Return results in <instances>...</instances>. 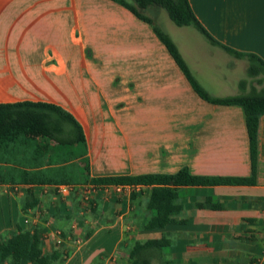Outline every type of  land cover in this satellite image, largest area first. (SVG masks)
Here are the masks:
<instances>
[{"label": "crops", "instance_id": "0c3cea01", "mask_svg": "<svg viewBox=\"0 0 264 264\" xmlns=\"http://www.w3.org/2000/svg\"><path fill=\"white\" fill-rule=\"evenodd\" d=\"M189 3L219 45L191 27L163 33L196 83L213 98L256 89L247 59L223 47L264 63V0ZM150 9L144 15L153 21ZM154 27L114 0H0V104L57 106L80 125L86 146L66 162L65 150L50 144L41 159L45 141L30 136L20 161L0 163V173L24 170L45 181L0 184V241L19 228L37 231L43 255L57 256L53 264H130L136 244L164 236L163 249L141 256L150 264H264V115L253 164L243 107L203 100ZM51 154L60 162L48 163ZM184 169L247 183L181 187L182 212L164 230L146 231L151 187L120 192L92 182ZM64 183L74 187L66 198L55 194ZM28 191L43 208L24 216L19 200Z\"/></svg>", "mask_w": 264, "mask_h": 264}, {"label": "trees", "instance_id": "16d2710c", "mask_svg": "<svg viewBox=\"0 0 264 264\" xmlns=\"http://www.w3.org/2000/svg\"><path fill=\"white\" fill-rule=\"evenodd\" d=\"M120 3L133 13L138 19L149 24L153 21L144 15V12L152 7L164 9L169 19L177 27H191L203 34L212 44L219 45L203 28L194 14L189 0H114ZM155 32L165 44L170 55L176 64L187 77L196 93L203 99L218 105H239L242 106L246 115V125L250 140V150L253 164L256 161L257 132L259 118L264 115V87L260 90L253 89L248 94L226 98H213L209 96L191 76L183 58L171 39L164 35L158 28ZM223 47V46H221ZM229 54L238 59H247L249 63L248 77L256 79L258 83H264V63L251 54H241L237 51L223 47ZM241 88L246 85L242 82ZM30 136H38L41 142L42 152L39 150V158H43L42 153L50 144L67 151L68 147L84 144L85 137L80 125L73 117L61 108L46 104L22 102L15 104H0V163H8L14 149L20 146L31 144L34 140ZM54 151V149H52ZM38 152V151H37ZM41 152V153H40ZM41 159L35 158L33 168H40ZM39 160V162H37ZM60 162L57 157L52 156L48 163ZM37 173L20 171L18 174L0 173V184L8 182L12 186L16 185H44L45 181L39 180ZM95 185H116L132 187H151L147 209L151 213V218L144 228L146 231H162L166 228L170 218L178 216L182 210V205L177 203L178 190L186 186H214L224 184H244V179H222L203 178L189 174L188 170H181L174 175H142L136 177H113L95 179ZM14 184V185H13ZM59 185V184H58ZM61 185H70L64 183ZM135 197V194L133 195ZM39 201L33 192H26L21 205L22 215L27 216L29 210H34ZM61 239L63 237L61 236ZM166 238L162 236L160 240H151L145 244H136L131 252L130 264H150L144 256L145 252L155 250L160 251L166 246ZM159 256H161L159 254ZM57 260L56 255L44 256L41 249V242L37 231L31 233L18 229L10 238L0 241V264H21L27 261L32 264H53Z\"/></svg>", "mask_w": 264, "mask_h": 264}, {"label": "rangeland", "instance_id": "374dc122", "mask_svg": "<svg viewBox=\"0 0 264 264\" xmlns=\"http://www.w3.org/2000/svg\"><path fill=\"white\" fill-rule=\"evenodd\" d=\"M157 12V13H155ZM159 14V15H158ZM147 15H151L152 16V19L153 21L155 22V24L158 26V28L162 31V32H166V31H169V30H176V31H180V30H191V28H185V27H182V28H179L177 27L168 17L167 15V12L164 10V9H161V8H158V7H152V9H150L149 11H147ZM166 22H168L167 26L166 25ZM174 35V34H173ZM242 76H243V79L249 81L248 77H247V73L243 70L242 72ZM263 80H264V77H263ZM256 89L260 90L264 87V83H256ZM78 147V149H77ZM15 152H12L11 154V158L13 159L14 157V161H20L21 158L23 156H25L26 153H20L24 150V146H20L18 144V147H16V149H14ZM81 151H86V146L84 144H79V145H75L74 147H68L67 148V151L64 155V159L66 162H70L72 160H75L76 157H80V153ZM73 167L72 168H77L79 166H81V171L84 173V168H83V165L82 164H75V165H72ZM85 166V165H84ZM81 180V179H78V181ZM56 194V193H55ZM57 195V194H56ZM21 201H24V198H21V200H19V202ZM39 203L38 205L36 206V210H42L43 206L41 205V201L38 199ZM25 219L24 218V224H26V226L29 225V223H26L25 222ZM155 264H158V263H155Z\"/></svg>", "mask_w": 264, "mask_h": 264}, {"label": "built area", "instance_id": "2783aa9c", "mask_svg": "<svg viewBox=\"0 0 264 264\" xmlns=\"http://www.w3.org/2000/svg\"><path fill=\"white\" fill-rule=\"evenodd\" d=\"M115 188L117 190H119L120 192H123V191H129V190H132L133 187L132 186H128V185H124V186H115ZM94 188L93 187H88L86 189L85 192L88 191V193H90L91 191H93ZM74 191V187L71 186V185H58L57 188H56V194L62 198H66L68 196H70V194H72ZM25 222L26 223H29V220L28 218L25 219ZM63 243V240L61 239V236L58 235L57 237V244L58 245H61ZM262 256H264V249L262 251Z\"/></svg>", "mask_w": 264, "mask_h": 264}]
</instances>
